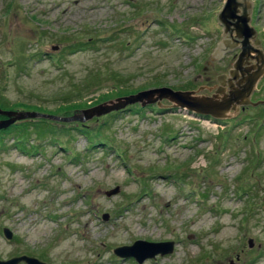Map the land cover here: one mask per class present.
I'll use <instances>...</instances> for the list:
<instances>
[{
	"label": "rangeland",
	"instance_id": "1",
	"mask_svg": "<svg viewBox=\"0 0 264 264\" xmlns=\"http://www.w3.org/2000/svg\"><path fill=\"white\" fill-rule=\"evenodd\" d=\"M223 2L0 0V108L52 111L155 86L214 87L239 52L210 59ZM251 3V44L264 56V0ZM251 99L263 103L217 121L135 104L82 122L97 134L90 140L55 131L60 146L35 140L26 153L6 141L0 260L138 264L112 250L145 240L173 248L140 264H264V74Z\"/></svg>",
	"mask_w": 264,
	"mask_h": 264
},
{
	"label": "water",
	"instance_id": "2",
	"mask_svg": "<svg viewBox=\"0 0 264 264\" xmlns=\"http://www.w3.org/2000/svg\"><path fill=\"white\" fill-rule=\"evenodd\" d=\"M252 9L251 0H224L220 10L216 13V21L220 24L221 37L214 47L210 59H219L223 53L239 48L231 67L227 70V76L218 74L215 76L214 87L199 86L195 89H172L168 86H155L133 93L119 95L92 106L78 109L68 116L42 113L35 110H3L0 108V129L6 128L15 121L43 118L53 121H78L84 122L91 118H98L111 112L122 111L126 107L138 104L140 107L154 104L163 106L162 100L168 102L165 107L176 108L190 112L194 115L209 117L213 120L228 118L236 114L245 106L255 107L263 101L250 100V94L256 83L264 74V56L261 48H255L251 40L256 44L255 30L250 25ZM56 47H53L55 49ZM212 90L210 94H198L201 89ZM117 192V186L106 190V196ZM106 214L102 219L105 220ZM2 237L9 240L12 233L7 228H2ZM248 246L251 241L248 240ZM173 248L172 241H145L134 240L130 245L113 248L112 252L121 258L131 257L140 264L147 258H154L156 254L170 253ZM23 261L25 264H45L34 257L19 255L0 260V264H17Z\"/></svg>",
	"mask_w": 264,
	"mask_h": 264
},
{
	"label": "trees",
	"instance_id": "3",
	"mask_svg": "<svg viewBox=\"0 0 264 264\" xmlns=\"http://www.w3.org/2000/svg\"><path fill=\"white\" fill-rule=\"evenodd\" d=\"M124 94H127V93L122 92L119 95H124ZM0 105H4V104L1 102ZM86 106H88L86 102H83L81 104L78 102H72L70 104H68V102H65L64 104L57 106L52 111L39 109L37 107H31V110H35V111L42 112V113L59 115V116H68L70 113L72 114L78 109H81L82 107H86ZM131 106L126 107L125 110L129 107L131 108ZM140 108H137V109L133 108L132 110L139 111ZM118 112L120 111L111 112L104 116H107L106 119L110 117L115 119V117H117L116 114ZM17 122H14L13 124H10L7 128L0 130V147H2L5 144V142L9 140H11L12 145L15 148L19 149L22 153H26L30 150L33 151V149H36L38 145L36 144L35 140L41 142L40 146L43 145L42 144L43 142L46 143L47 141L48 142L46 143V145L60 146L61 141L59 140L60 137L58 135L61 133H64L67 137H71V138H74L75 135L83 134L85 137H87V139L89 140L91 139L89 138V136H87V134L89 135L92 132L86 129H81V127L83 126L81 122L80 123L75 122L74 126L70 125V127H65L64 129H61L59 126H56L53 123L55 121H51V120H47L43 118L25 119V120H20ZM69 124H72V123H69ZM55 131L59 132V134L55 135ZM91 136L97 137V134L93 132Z\"/></svg>",
	"mask_w": 264,
	"mask_h": 264
},
{
	"label": "flooded vegetation",
	"instance_id": "4",
	"mask_svg": "<svg viewBox=\"0 0 264 264\" xmlns=\"http://www.w3.org/2000/svg\"><path fill=\"white\" fill-rule=\"evenodd\" d=\"M221 74H224V75H226L227 76V70L224 72H222ZM259 81V80H258ZM257 84V83H256ZM256 86V85H255ZM213 90V89H212ZM212 90H210V91H208V90H204L206 93H208L209 92V94L212 92ZM252 93H253V91H252ZM252 93L250 94V100H252L251 99V95H252ZM252 101H254V100H252ZM156 106V105H155ZM163 106H164V104H163ZM165 107V106H164ZM244 108V107H243ZM243 108H240L241 110L243 109ZM150 109H152V108H150ZM163 111H180V110H178V109H176V108H170V107H168V106H166L164 109H162ZM183 113H187V114H189V115H194V114H192V113H190V112H186V111H183ZM194 116H199V115H194ZM199 117H203V118H205L204 116H199ZM213 120V119H212ZM214 121H217V120H214Z\"/></svg>",
	"mask_w": 264,
	"mask_h": 264
},
{
	"label": "bare ground",
	"instance_id": "5",
	"mask_svg": "<svg viewBox=\"0 0 264 264\" xmlns=\"http://www.w3.org/2000/svg\"><path fill=\"white\" fill-rule=\"evenodd\" d=\"M162 181H164V179H161Z\"/></svg>",
	"mask_w": 264,
	"mask_h": 264
}]
</instances>
